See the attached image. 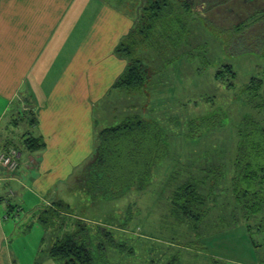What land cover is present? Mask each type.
Listing matches in <instances>:
<instances>
[{"label": "rangeland", "instance_id": "1", "mask_svg": "<svg viewBox=\"0 0 264 264\" xmlns=\"http://www.w3.org/2000/svg\"><path fill=\"white\" fill-rule=\"evenodd\" d=\"M143 1L147 6V0ZM250 1L252 8L264 6V0ZM208 2L211 6L207 8ZM242 6L249 10L247 0H204L186 11L181 1L173 0L171 13L149 35L139 38L143 63L182 69L177 75L180 102L152 110L154 120L172 135L166 136L169 151L180 161L174 165L175 182L185 178L188 170L198 177L203 171L199 169L215 164L222 172L220 183L228 186L239 135L264 128V9L254 12L251 8L246 14L239 10ZM224 65L230 66L233 76ZM218 70L223 71L219 78ZM20 131L18 127L15 134ZM172 133L178 139H172ZM215 170L212 165L205 170L210 179ZM72 182L67 190L72 219L81 218L92 230L102 226L112 233L116 245L106 244L109 264H164L173 255L181 264H211L212 258L218 259L214 264H264V244L256 247L252 242L261 244V235L251 236L240 226H225L222 218H230L233 200L224 207L217 201L206 216L209 222H199L198 229L192 230L186 218L168 207V184L150 182L115 198L89 196ZM37 210L29 212L23 203L19 215L9 217L14 223L10 236L13 253L19 264H58L45 258L50 243L64 230L58 224L48 229L36 222L33 212Z\"/></svg>", "mask_w": 264, "mask_h": 264}, {"label": "crops", "instance_id": "2", "mask_svg": "<svg viewBox=\"0 0 264 264\" xmlns=\"http://www.w3.org/2000/svg\"><path fill=\"white\" fill-rule=\"evenodd\" d=\"M137 4L0 0V153L19 152L13 171L0 162V264L20 263L8 219L19 215L23 203L29 212L60 199L71 206L67 190L73 180L81 187L80 178L91 172L102 129L136 114L154 120L152 110L180 102L179 65L148 66L146 90L114 86L127 65L117 47L133 30ZM139 49L135 56L143 61ZM31 135L41 143L34 150L23 142ZM170 153L150 166L145 185L169 183L180 162Z\"/></svg>", "mask_w": 264, "mask_h": 264}, {"label": "trees", "instance_id": "3", "mask_svg": "<svg viewBox=\"0 0 264 264\" xmlns=\"http://www.w3.org/2000/svg\"><path fill=\"white\" fill-rule=\"evenodd\" d=\"M172 1L147 0L148 5L146 6L144 5L145 1L140 0L137 4L138 12L133 30L117 47L118 52L127 60V65L116 80L115 87L129 91L148 88L151 72L148 64L136 57L135 52L141 46L139 38L149 35L157 22L171 13ZM178 1L182 2L186 11H190L192 7H199L204 0ZM251 2L247 0L249 10L253 6ZM210 6L211 4L208 2L207 8ZM252 9L254 12H259L260 9H264V6ZM239 10L241 12L244 10L246 14H249L246 6L239 7ZM143 15L145 22L139 23ZM240 23V20L233 23L234 28ZM237 30L240 31L241 28L237 27ZM241 49L243 48L239 46L240 51ZM223 67L231 76L234 75L229 65ZM221 75H223V71L218 70L216 77L219 78ZM171 119L177 120L176 118ZM98 139L99 144L91 172L85 173L83 178H80V185L84 192L93 197L99 195L117 197L133 187H144L150 166L157 159L166 155L169 149L168 140L163 135L159 124L140 114L129 116L120 124L102 129L98 133ZM23 142L28 150L37 149L41 145L39 138L32 135L27 136ZM211 165L216 168L212 180L205 171ZM211 165L199 169L203 171L198 177L188 170L185 178L179 177V182L174 181L176 178L174 173L169 179V183H165L170 186L168 207L173 213L179 214L180 218H186L191 229L196 230L199 222L205 223V225L209 222V220H205L206 216L209 215L210 208L217 201L224 207L228 204V200H233L229 211L230 218H222L225 220V226H240L251 236L254 233L261 235L263 238L261 244L251 241L256 247L263 245L264 128H253L246 134L239 135L237 153L232 162L233 174L228 186L220 183L222 176L220 166ZM135 181H138L139 184H135ZM207 186L209 189H206ZM93 188L95 189L93 190ZM208 199L210 204L206 203ZM72 212L69 203L61 199L46 204L33 212L36 222L42 226L50 229L58 224L59 228L64 230L50 243L47 248V257L57 260L58 264H109L106 244L116 245L112 233L102 226H98L96 230L90 229L81 218L72 219ZM221 223L224 225L222 220ZM94 238H98V241L95 242ZM177 259L178 257L173 255L164 264H181ZM211 260V264H214V260L218 259L212 258Z\"/></svg>", "mask_w": 264, "mask_h": 264}, {"label": "built area", "instance_id": "4", "mask_svg": "<svg viewBox=\"0 0 264 264\" xmlns=\"http://www.w3.org/2000/svg\"><path fill=\"white\" fill-rule=\"evenodd\" d=\"M18 155L19 152L14 148H11L7 151H2L0 153V162L9 171H13L18 165Z\"/></svg>", "mask_w": 264, "mask_h": 264}]
</instances>
